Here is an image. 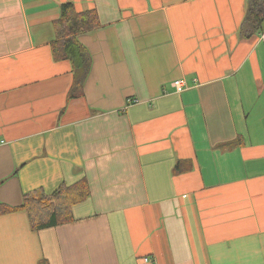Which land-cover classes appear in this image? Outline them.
Returning a JSON list of instances; mask_svg holds the SVG:
<instances>
[{
  "label": "crops",
  "instance_id": "crops-1",
  "mask_svg": "<svg viewBox=\"0 0 264 264\" xmlns=\"http://www.w3.org/2000/svg\"><path fill=\"white\" fill-rule=\"evenodd\" d=\"M65 3L100 21L78 36L92 65L72 100L51 52ZM246 9L0 0V204L90 185L69 224L0 214V264H264V29L240 38Z\"/></svg>",
  "mask_w": 264,
  "mask_h": 264
},
{
  "label": "trees",
  "instance_id": "trees-1",
  "mask_svg": "<svg viewBox=\"0 0 264 264\" xmlns=\"http://www.w3.org/2000/svg\"><path fill=\"white\" fill-rule=\"evenodd\" d=\"M246 15L240 29V38L247 39L264 29V0H246ZM100 26L96 11L78 13L71 3L60 6V18L54 22L55 42L51 52L55 61L68 60L72 66L73 81L68 99L84 95L86 80L90 74L92 57L88 49L80 43L78 36L94 31ZM240 144V141L233 142ZM90 197V185L83 179L73 185L62 183L51 193L43 188L23 196L17 207L0 204V214L22 210L28 214L34 231H41L73 222V209Z\"/></svg>",
  "mask_w": 264,
  "mask_h": 264
},
{
  "label": "built area",
  "instance_id": "built-area-1",
  "mask_svg": "<svg viewBox=\"0 0 264 264\" xmlns=\"http://www.w3.org/2000/svg\"><path fill=\"white\" fill-rule=\"evenodd\" d=\"M174 87L181 92L182 90H184L186 88V85L182 82V81H176L174 82Z\"/></svg>",
  "mask_w": 264,
  "mask_h": 264
}]
</instances>
